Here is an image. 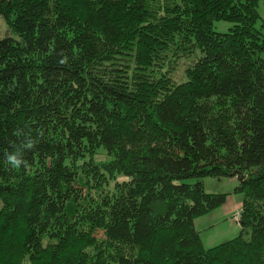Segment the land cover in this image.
I'll list each match as a JSON object with an SVG mask.
<instances>
[{
  "label": "trees",
  "instance_id": "16d2710c",
  "mask_svg": "<svg viewBox=\"0 0 264 264\" xmlns=\"http://www.w3.org/2000/svg\"><path fill=\"white\" fill-rule=\"evenodd\" d=\"M258 1L0 0V264H264ZM233 176L206 248L202 181Z\"/></svg>",
  "mask_w": 264,
  "mask_h": 264
},
{
  "label": "rangeland",
  "instance_id": "374dc122",
  "mask_svg": "<svg viewBox=\"0 0 264 264\" xmlns=\"http://www.w3.org/2000/svg\"><path fill=\"white\" fill-rule=\"evenodd\" d=\"M256 8L259 15V21L257 23V26L260 30L264 31V28L261 27V24L264 22V0H259ZM231 26L232 23L229 21L215 20V22L213 23V30L218 32H226L228 28ZM10 36L15 37L12 30H10V28L8 27L5 19H3V17L0 15V38L10 37ZM261 58L264 59V49L261 52ZM182 67L183 64H177L176 66L172 67L170 76H172L176 80L179 81L182 80L183 78ZM187 180L190 182L194 181V179H187ZM220 180H222V183L220 182ZM220 180L213 177H205L202 181L204 184V189L207 192H210V190L227 191L229 186L226 184V181L223 180V178H221ZM219 191H211V192H219ZM241 198L242 196L240 193H236L232 190L229 193L226 192V206L224 208L229 206L230 210L229 212H223V216H221L217 221H215L210 225L205 224L209 220L208 219L209 217L203 216L204 214L202 216L200 215V217L195 218L194 226L199 233V238L201 239L202 245L204 247L206 248L212 247L213 245L231 239L235 237V235L240 233L241 228L236 224V221L233 220V216L234 213L240 211L239 206L241 207L242 204ZM235 204H237L236 207ZM207 216H211V215H207Z\"/></svg>",
  "mask_w": 264,
  "mask_h": 264
},
{
  "label": "crops",
  "instance_id": "0c3cea01",
  "mask_svg": "<svg viewBox=\"0 0 264 264\" xmlns=\"http://www.w3.org/2000/svg\"><path fill=\"white\" fill-rule=\"evenodd\" d=\"M221 178H223V180H225L226 181V184L229 186L228 189H227V191L210 190V192L211 191H219L220 193H222V192L229 193L233 189V187H235L238 184V182H239V180H237L236 176H233L231 178H227V177H221ZM220 182L222 183V180H220ZM222 204H223V206L221 205V206H219V207L211 210V212L206 213V214L203 215V216L209 217L208 218L209 220L205 224L210 225V224L214 223L215 221H217L221 216H223V212H229V210H230V207L229 206H227L226 208H224L226 206V198H225V201ZM236 206H237V204H235V207ZM240 208L241 207L239 206V209ZM207 215H211V216H207ZM230 217H232V216H230ZM230 221H231V219H230ZM194 224H195V219H194ZM236 224L239 226L238 222H236Z\"/></svg>",
  "mask_w": 264,
  "mask_h": 264
},
{
  "label": "clouds",
  "instance_id": "9594fccd",
  "mask_svg": "<svg viewBox=\"0 0 264 264\" xmlns=\"http://www.w3.org/2000/svg\"><path fill=\"white\" fill-rule=\"evenodd\" d=\"M7 161L13 166V167H18L20 166L23 161L20 157H18L16 151L7 154Z\"/></svg>",
  "mask_w": 264,
  "mask_h": 264
},
{
  "label": "built area",
  "instance_id": "2783aa9c",
  "mask_svg": "<svg viewBox=\"0 0 264 264\" xmlns=\"http://www.w3.org/2000/svg\"><path fill=\"white\" fill-rule=\"evenodd\" d=\"M239 217H240L239 212H236L234 213L233 220L238 221Z\"/></svg>",
  "mask_w": 264,
  "mask_h": 264
},
{
  "label": "water",
  "instance_id": "95a60500",
  "mask_svg": "<svg viewBox=\"0 0 264 264\" xmlns=\"http://www.w3.org/2000/svg\"><path fill=\"white\" fill-rule=\"evenodd\" d=\"M245 176V173L239 175V179H243ZM241 223V219H239L238 224Z\"/></svg>",
  "mask_w": 264,
  "mask_h": 264
}]
</instances>
